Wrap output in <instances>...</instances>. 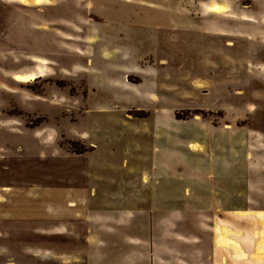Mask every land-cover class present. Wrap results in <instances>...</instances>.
<instances>
[{
  "label": "rangeland",
  "instance_id": "1",
  "mask_svg": "<svg viewBox=\"0 0 264 264\" xmlns=\"http://www.w3.org/2000/svg\"><path fill=\"white\" fill-rule=\"evenodd\" d=\"M40 1L0 0V264H264V0Z\"/></svg>",
  "mask_w": 264,
  "mask_h": 264
},
{
  "label": "crops",
  "instance_id": "2",
  "mask_svg": "<svg viewBox=\"0 0 264 264\" xmlns=\"http://www.w3.org/2000/svg\"><path fill=\"white\" fill-rule=\"evenodd\" d=\"M207 22H209V20H207ZM207 22L204 23V26L205 27H202V28L199 29L200 32H198V33H202L203 32L206 37H209L208 39L211 40L212 45L214 44V41H217L220 37H224L225 34L227 35V33H224L223 29L218 24L217 25H214L213 23H211V27H208V23ZM209 46H211V45H209ZM157 91L160 92L159 95H156L155 93H152V94H150V97L154 98V96H155L158 105H159V103L161 101H163L164 97H162V96H165L166 93H172L173 95H175L174 94V89L166 88L163 83H161V82L158 81V79H157ZM147 106L148 105H145V107H147ZM170 109H173V108H170V107L166 108L164 106H162L160 108H157L158 112H159V110L167 111L168 112V111H170ZM58 144H59V142H57L56 140H53V141H49L48 139L45 140V145L47 147H49V148L50 147L57 146ZM57 153H59V152H57ZM45 163L46 164L48 163V165H51V166H54V165L58 164V163H55V160H54L53 157H52V159L51 158H49V159L46 158ZM51 166H50V168H51ZM71 190H72V192H75L76 191V188L71 189ZM7 191H9V190H7ZM81 192L83 193V191H81ZM82 193L81 194H77L76 196H69V195H71V193L67 194V196H66V198H67V208H68L67 211H74L73 209H77L78 205H80L79 203H86V205L88 206V208L86 207L87 208V211L89 210L91 212V209H90V201L88 200V194L85 193V195H83ZM54 195L59 196L60 198L62 196L59 193H54L53 192V196ZM74 198H76V199H74ZM71 204H75V206L72 207V206H70ZM56 208H58V207H56ZM56 208L53 207L52 209H50V210H52V213L57 212L56 211ZM147 210H148V208L146 210H144V211L146 212ZM216 240H217V238H216ZM216 243L218 245L221 244V242L219 244L218 240L216 241Z\"/></svg>",
  "mask_w": 264,
  "mask_h": 264
},
{
  "label": "bare ground",
  "instance_id": "3",
  "mask_svg": "<svg viewBox=\"0 0 264 264\" xmlns=\"http://www.w3.org/2000/svg\"><path fill=\"white\" fill-rule=\"evenodd\" d=\"M22 2H24V0H22ZM41 1L37 0V5H41ZM223 10L222 6L220 5H214L210 12H214V13H221ZM15 81L20 83V84H24V85H29L35 81H37V79L39 77H37L34 73H26V74H17L15 75ZM6 190H9L8 188H6ZM70 206L74 207L75 204H71ZM256 236H259L258 233H256Z\"/></svg>",
  "mask_w": 264,
  "mask_h": 264
},
{
  "label": "trees",
  "instance_id": "4",
  "mask_svg": "<svg viewBox=\"0 0 264 264\" xmlns=\"http://www.w3.org/2000/svg\"><path fill=\"white\" fill-rule=\"evenodd\" d=\"M79 153H81V152H79Z\"/></svg>",
  "mask_w": 264,
  "mask_h": 264
}]
</instances>
